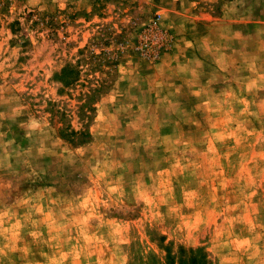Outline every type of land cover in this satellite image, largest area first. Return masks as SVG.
I'll list each match as a JSON object with an SVG mask.
<instances>
[{"label": "rangeland", "instance_id": "374dc122", "mask_svg": "<svg viewBox=\"0 0 264 264\" xmlns=\"http://www.w3.org/2000/svg\"><path fill=\"white\" fill-rule=\"evenodd\" d=\"M197 249L264 264V0H0V264Z\"/></svg>", "mask_w": 264, "mask_h": 264}, {"label": "trees", "instance_id": "16d2710c", "mask_svg": "<svg viewBox=\"0 0 264 264\" xmlns=\"http://www.w3.org/2000/svg\"><path fill=\"white\" fill-rule=\"evenodd\" d=\"M155 28H152V33L156 37L160 36V33L157 32ZM150 37V36H149ZM165 38L161 37V40L163 41ZM142 43V42H141ZM165 43L163 44V46ZM56 80L62 84L63 88H67L72 86L73 84H76L79 81V71L76 70L72 66H66L61 69V71L57 74H55ZM99 86H96L94 89H91L89 96H86L88 98L87 102L82 104L81 106V112L85 119L87 121L90 119L89 114L94 110L93 103H90L94 100H97L101 94L106 92V89L109 87V85H106V81H102ZM50 106V110H53L52 103L48 104ZM57 113H59L57 111ZM63 114L61 113V116ZM58 136L60 139L66 141L71 146H82L90 142L91 135L87 129H83L81 131H74L70 128L69 125H64L61 128L58 129ZM170 259V256H168V260ZM171 260V259H170ZM179 264H209L205 253L201 249L197 250H180V257H179Z\"/></svg>", "mask_w": 264, "mask_h": 264}]
</instances>
